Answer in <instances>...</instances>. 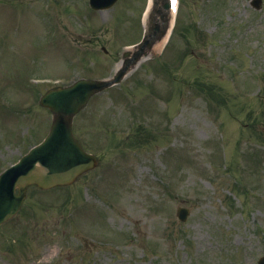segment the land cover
I'll use <instances>...</instances> for the list:
<instances>
[{
  "label": "rangeland",
  "instance_id": "374dc122",
  "mask_svg": "<svg viewBox=\"0 0 264 264\" xmlns=\"http://www.w3.org/2000/svg\"><path fill=\"white\" fill-rule=\"evenodd\" d=\"M2 1L0 81L15 84L0 96V173L49 130L50 115L37 96L87 71L98 78L114 74L121 47L142 33L144 3L123 0L99 13L88 0L75 7L73 0V9L60 0L49 7L45 0ZM249 3H181L184 23L164 54H155L159 61L143 63L134 78L95 97L76 122L84 146L102 158L100 170L84 176L80 187L30 188L29 211L0 229V264H257L264 255V5L256 12ZM83 54L89 67L78 63ZM23 73L30 75L20 78ZM167 75L174 81L166 83ZM200 83L212 86L218 99L199 93ZM167 95L181 101L176 113L168 105L171 122L163 136L166 143L172 134L178 140L172 159L166 154L173 147L155 140L152 153L136 151L126 160L128 117L147 115L144 126L156 123V102ZM124 102L135 109L125 112ZM82 199L92 202L89 208L79 205ZM178 207L189 208L187 222L177 219ZM23 230L33 238L29 256L18 246L13 253L12 242L1 239ZM103 234L110 245L98 242ZM112 237L120 241L113 245Z\"/></svg>",
  "mask_w": 264,
  "mask_h": 264
},
{
  "label": "water",
  "instance_id": "95a60500",
  "mask_svg": "<svg viewBox=\"0 0 264 264\" xmlns=\"http://www.w3.org/2000/svg\"><path fill=\"white\" fill-rule=\"evenodd\" d=\"M95 89H98V85L90 84L81 91L63 92L60 97L49 102H47L49 97L45 98L47 105L52 109L55 108L54 110L60 115L47 142L25 157L18 166L9 171L8 176L2 179L0 183V213H3L2 215L16 209V205L25 196L27 185L35 183L40 187L48 188L52 185L68 183L75 175L77 169L70 162L73 154L68 152L66 148L68 143L64 138L70 127L72 114ZM75 153L78 154L77 149ZM37 162L40 163V167H36ZM16 178L19 180L17 185L21 187V195L14 199L9 191H6V187L14 183Z\"/></svg>",
  "mask_w": 264,
  "mask_h": 264
},
{
  "label": "bare ground",
  "instance_id": "6f19581e",
  "mask_svg": "<svg viewBox=\"0 0 264 264\" xmlns=\"http://www.w3.org/2000/svg\"><path fill=\"white\" fill-rule=\"evenodd\" d=\"M174 19H175V13L173 12L172 18H171V29H170L167 37L160 44L157 45V47H156L157 50L160 49V48L162 49L166 45V43H167V41L169 39V36H170V34L172 32V28H173L174 21H175Z\"/></svg>",
  "mask_w": 264,
  "mask_h": 264
}]
</instances>
